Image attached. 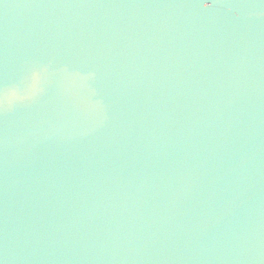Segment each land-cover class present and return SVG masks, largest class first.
<instances>
[{
  "label": "water",
  "instance_id": "water-1",
  "mask_svg": "<svg viewBox=\"0 0 264 264\" xmlns=\"http://www.w3.org/2000/svg\"><path fill=\"white\" fill-rule=\"evenodd\" d=\"M0 264H264V0H0Z\"/></svg>",
  "mask_w": 264,
  "mask_h": 264
}]
</instances>
